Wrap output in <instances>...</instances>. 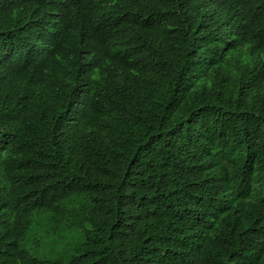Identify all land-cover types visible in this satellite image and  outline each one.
Wrapping results in <instances>:
<instances>
[{"label": "trees", "instance_id": "16d2710c", "mask_svg": "<svg viewBox=\"0 0 264 264\" xmlns=\"http://www.w3.org/2000/svg\"><path fill=\"white\" fill-rule=\"evenodd\" d=\"M0 264H264V0H0Z\"/></svg>", "mask_w": 264, "mask_h": 264}, {"label": "rangeland", "instance_id": "374dc122", "mask_svg": "<svg viewBox=\"0 0 264 264\" xmlns=\"http://www.w3.org/2000/svg\"><path fill=\"white\" fill-rule=\"evenodd\" d=\"M34 223H37V219L34 218ZM38 224V223H37ZM34 228V226H33ZM56 246H54V239H50L49 243L45 246L41 247V250L39 251L42 256H46L50 260L58 259V257L62 253V248L56 249ZM60 259H63V257H59Z\"/></svg>", "mask_w": 264, "mask_h": 264}]
</instances>
